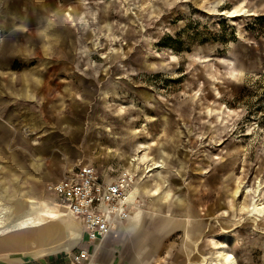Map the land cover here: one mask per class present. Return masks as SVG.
I'll return each mask as SVG.
<instances>
[{
  "label": "rangeland",
  "instance_id": "obj_1",
  "mask_svg": "<svg viewBox=\"0 0 264 264\" xmlns=\"http://www.w3.org/2000/svg\"><path fill=\"white\" fill-rule=\"evenodd\" d=\"M115 154L154 175L158 201L137 200L155 226L195 225L153 264H264V0H0V190L17 168L59 206L51 185L82 164L115 176ZM87 242L57 255L88 264Z\"/></svg>",
  "mask_w": 264,
  "mask_h": 264
},
{
  "label": "crops",
  "instance_id": "obj_2",
  "mask_svg": "<svg viewBox=\"0 0 264 264\" xmlns=\"http://www.w3.org/2000/svg\"><path fill=\"white\" fill-rule=\"evenodd\" d=\"M18 17L22 18V20H19ZM18 17L16 16V18L20 21L19 27H23L24 17L22 15H19ZM7 25L10 24L7 23ZM40 31L43 36L48 35L47 32H43L42 30ZM1 130L5 131L6 129ZM5 140L6 139H4L3 142H5ZM39 142L40 140H34L32 145L39 144ZM115 155L118 158L121 157L118 154ZM120 160H123L125 164V166L122 167L123 169L130 167L125 159L120 158ZM16 169L17 168H14L13 170L10 169L11 179L9 176H6L5 178L7 179V182L1 187L0 190V193L6 198V201L8 202V209L10 210L7 220L12 214L17 213L18 210L23 208L29 198H34L31 194L25 192L23 189H20L17 175L18 173H15ZM29 169L38 173L40 176L44 174V169L41 165V159L38 157L32 159L29 164ZM140 172L141 170L139 172L137 171V174H140ZM25 176L36 178V176H33L32 174H25ZM151 176L154 177V175H150V177ZM150 177H148V186L144 185V181L137 179L135 180L130 190V199L138 201V197H141L142 200H144V197L147 198L151 196L150 194L154 190L149 193V184H152L150 182ZM151 197H154L155 200L158 201V199H156V195ZM37 200L45 201L43 199ZM138 202L141 207L144 205H141V201ZM50 203L53 205L56 211L62 213L55 206V203ZM63 216L73 226H76L79 231L78 239H80V242L74 247L84 246L85 244L83 241L85 239V234L83 233L82 226L78 219L65 213H63ZM143 216L146 218L143 219L142 223H139L137 226L134 225L131 227L127 221H124L119 224L116 230L111 231L99 246L94 244L88 264H153L158 246L172 229L178 227L181 231H183V228L179 226H187V228H185V235L183 236V243L186 246L187 240L190 238V234L193 230V227L195 226L191 222L192 220L188 221L187 223H183L182 220L179 221L178 218H173L164 222V224L160 227H157L152 223V218L150 217L151 214L146 212V210L143 211ZM54 220L43 217V223L37 226L29 228H17L13 229L12 231L8 229L0 233V264H64L65 262L61 256L57 255V253L60 251L69 252L74 247L67 251L60 250L55 253L45 254L46 249L53 247L57 244V242L63 241L65 239V234L61 227V220ZM13 232L17 233L12 234ZM89 246V242H87V247ZM186 247L189 248V246ZM116 253H118L119 258L117 257ZM71 264L76 263L72 261Z\"/></svg>",
  "mask_w": 264,
  "mask_h": 264
},
{
  "label": "built area",
  "instance_id": "obj_3",
  "mask_svg": "<svg viewBox=\"0 0 264 264\" xmlns=\"http://www.w3.org/2000/svg\"><path fill=\"white\" fill-rule=\"evenodd\" d=\"M121 173L102 175L92 165L82 164L50 186L59 206L78 219L87 241L93 245L115 225L117 218L125 217L123 212L120 216L119 207L128 184ZM86 255L87 249H81L79 255H73V262L82 264Z\"/></svg>",
  "mask_w": 264,
  "mask_h": 264
},
{
  "label": "bare ground",
  "instance_id": "obj_4",
  "mask_svg": "<svg viewBox=\"0 0 264 264\" xmlns=\"http://www.w3.org/2000/svg\"><path fill=\"white\" fill-rule=\"evenodd\" d=\"M133 163H135V162H133ZM158 166H161V164ZM137 170L138 169L135 168L134 166H130L129 168L123 169V171L121 173L122 174L121 177L123 178L124 183L129 184V185H128V187L125 188L124 198L122 200H120L119 214L121 216V213L123 212V213H125V217L122 219L117 218V220H116L117 222L115 223V225H113L112 228L106 232V234L103 236L102 239L95 242L94 243L95 245L99 246L111 231H114L117 229V227L119 226L120 223L127 221L128 224H130V226L132 227L134 225L137 226L139 223H142L143 219L146 218L143 216L144 210L142 208H139V202L136 200L130 199V190L133 186V183L137 179V175H139V174H137ZM146 170H147V168L145 169L143 174L148 172ZM55 206L62 213H59L58 211H56V209L53 207V205L48 201H42V200H37L35 198H29L27 200L26 204L24 205V207L21 208L20 210H18L17 213L12 214L7 221L1 223V220H0V233L6 231L8 229L12 231L13 229H17V228H29V227L37 226V225L43 223V217L49 218L50 220L59 219L62 222L61 227H62L63 232L65 234V237H64L65 239L63 241L57 242V244L54 245L53 247L46 249L45 254L46 253L47 254L55 253V252L60 251V250H64V251L66 250L67 251V250L71 249L72 247H74L75 245L79 244V242H80V239H78L79 231H78L76 226H73L63 216V213H65L71 217H72V215L67 210L62 209L58 205L55 204ZM5 211H6V209H5ZM2 215H0V216H2ZM9 225H13V227L9 228ZM138 229L140 230L139 227H138Z\"/></svg>",
  "mask_w": 264,
  "mask_h": 264
},
{
  "label": "snow or ice",
  "instance_id": "obj_5",
  "mask_svg": "<svg viewBox=\"0 0 264 264\" xmlns=\"http://www.w3.org/2000/svg\"><path fill=\"white\" fill-rule=\"evenodd\" d=\"M229 258H231V257H229Z\"/></svg>",
  "mask_w": 264,
  "mask_h": 264
}]
</instances>
